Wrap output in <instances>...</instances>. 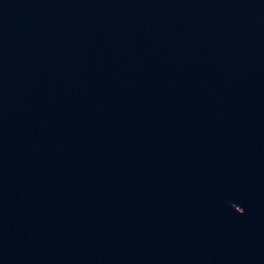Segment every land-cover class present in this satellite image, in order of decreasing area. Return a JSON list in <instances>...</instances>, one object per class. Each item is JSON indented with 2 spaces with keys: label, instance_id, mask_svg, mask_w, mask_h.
<instances>
[{
  "label": "water",
  "instance_id": "obj_1",
  "mask_svg": "<svg viewBox=\"0 0 264 264\" xmlns=\"http://www.w3.org/2000/svg\"><path fill=\"white\" fill-rule=\"evenodd\" d=\"M4 264H264V0H0Z\"/></svg>",
  "mask_w": 264,
  "mask_h": 264
}]
</instances>
